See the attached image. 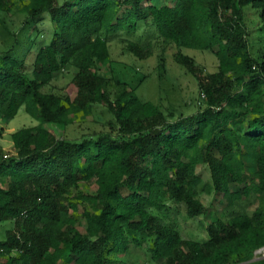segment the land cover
<instances>
[{
  "label": "trees",
  "instance_id": "16d2710c",
  "mask_svg": "<svg viewBox=\"0 0 264 264\" xmlns=\"http://www.w3.org/2000/svg\"><path fill=\"white\" fill-rule=\"evenodd\" d=\"M17 3L24 17L12 31L6 15ZM251 14L263 30L258 54ZM139 23L155 41L120 37L122 50L143 59L158 44L162 70V51L173 48L197 81L195 111L175 114L99 72L113 61L109 36ZM0 36V118L23 106L39 120L10 133V153L0 146V222H12L1 261L264 264L253 254L264 245V0H0ZM182 47L214 54L215 70ZM65 71L61 91L46 88ZM78 115L99 126L56 134ZM202 191L222 196L223 213L210 217L205 239L184 237L163 218L182 203L187 217L205 214Z\"/></svg>",
  "mask_w": 264,
  "mask_h": 264
},
{
  "label": "rangeland",
  "instance_id": "374dc122",
  "mask_svg": "<svg viewBox=\"0 0 264 264\" xmlns=\"http://www.w3.org/2000/svg\"><path fill=\"white\" fill-rule=\"evenodd\" d=\"M21 4L17 3L12 9V12L6 15V26L10 30H17L19 24L21 23L24 13L18 11ZM45 20L39 23V27L44 30L41 34V40H47L51 30V24L47 21V16ZM250 27L252 32L250 34L249 45L250 49L254 54H258L261 50V42L263 30L259 27L256 22V18L252 16ZM109 39V46L112 56V63L104 62L99 66V72L105 73L107 75L114 74L117 77L127 79L133 83L135 91L138 95L145 99H149L161 107H170L173 109L175 114L184 113L189 114L198 108V87L196 79L184 68L177 63L173 57V48H167L162 51L163 54V69L158 68L157 64V53L159 52L160 45H155L153 48V53L143 59L132 57L127 52L123 51L121 42H119L120 37H126L133 40H139L141 42H147L156 39L151 29L145 27L143 23H139L137 28L131 32L125 29L118 30L112 33ZM1 41V36H0ZM182 51L188 55L193 56L200 64H202L207 70H215L217 60L214 54L207 50H201L191 47H182ZM71 78V71H65L60 74L57 78L51 81V83L46 87L51 88L54 91H61V87L64 86ZM140 78V80H138ZM98 107H95V111ZM34 109L31 112L25 111L24 107L21 106L17 113L8 121H3L0 118V146L4 153H10L11 150V138L10 133L22 126L35 125L39 122L37 117L33 114ZM96 117L95 115H92ZM92 116L88 115L83 117L78 115L74 119V122L67 126L66 130L62 131L59 128L52 127L58 136H62L63 133L67 137L79 136V134L84 131L87 132L91 128H96L91 120ZM97 118V117H96ZM198 170L202 171L203 177L207 179L208 174L204 165H198ZM82 189H86L84 185H80ZM94 183L89 185L87 189H94ZM199 199L204 203L206 207L205 214H200L195 217H187L185 215V204H180L178 208V213L174 216L171 212L163 219L169 222L176 221L177 225L184 237H195L198 239L206 238V225L210 221V217L215 215H222V206L224 205V200L219 194H209L202 191L199 194ZM167 206H172V203L166 201ZM12 226L11 221L0 222V240L5 236V230ZM79 230L83 231L85 227L84 219L77 226ZM254 254V253H253ZM255 258H258L259 253L254 254ZM0 264H5L0 260Z\"/></svg>",
  "mask_w": 264,
  "mask_h": 264
},
{
  "label": "built area",
  "instance_id": "2783aa9c",
  "mask_svg": "<svg viewBox=\"0 0 264 264\" xmlns=\"http://www.w3.org/2000/svg\"><path fill=\"white\" fill-rule=\"evenodd\" d=\"M202 95H203V94H202ZM256 253H259L258 258L264 256V245H263V246H260V247H258V248H256V249L254 250V254H256ZM254 256H255V255H254ZM255 257H256V256H255Z\"/></svg>",
  "mask_w": 264,
  "mask_h": 264
}]
</instances>
